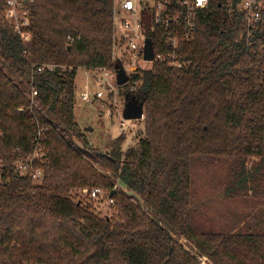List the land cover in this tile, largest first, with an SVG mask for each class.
<instances>
[{
    "label": "trees",
    "instance_id": "16d2710c",
    "mask_svg": "<svg viewBox=\"0 0 264 264\" xmlns=\"http://www.w3.org/2000/svg\"><path fill=\"white\" fill-rule=\"evenodd\" d=\"M114 1L35 0L30 25L16 34L0 0V264H200L175 236L213 264H264V230L200 231L192 214V175L205 161L223 168L226 197L264 200V23L249 33L242 13L211 0L178 51L190 66L156 61L131 76L139 85L126 96L144 101L138 143L123 150L121 135L100 152L76 121V77L79 68L118 70L111 64ZM149 37L156 53L171 50L161 30ZM41 63L67 69L39 73ZM11 72L38 89L40 108L28 109ZM39 124L48 137L42 182L13 165L33 149ZM93 187L117 190L112 215L72 197Z\"/></svg>",
    "mask_w": 264,
    "mask_h": 264
},
{
    "label": "built area",
    "instance_id": "2783aa9c",
    "mask_svg": "<svg viewBox=\"0 0 264 264\" xmlns=\"http://www.w3.org/2000/svg\"><path fill=\"white\" fill-rule=\"evenodd\" d=\"M5 8L3 10V19L16 34H22L24 28L30 25L32 21L31 5L35 0H3ZM235 10L243 14L246 20L249 33L264 23V0H225ZM211 0H115L114 1V27L112 36V63L118 67H123L128 75V80L122 85H118L124 94H133L137 91L139 82L132 81L131 76L141 74L144 70L152 67L153 63L163 62L169 67L182 69L190 66L192 61L185 59L179 54L181 46L189 41L195 30V17L199 10L205 9ZM163 32V44L170 51L166 53H156L152 60L145 58L146 42L149 33ZM70 42L74 39L68 36ZM154 48V44L152 41ZM145 64H151L150 67ZM39 73L56 72L60 69H67L66 66H59L55 63H41L35 66ZM85 69V68H84ZM93 72L97 77L101 76L104 81L101 87H106V91L99 90L95 94V99L88 90L80 93V99L85 103H90L96 99L105 97V94L114 95L116 88L109 82V78L118 75V70L110 66H102L94 69H86ZM30 107L28 109H38L41 107L39 100V91L31 86L29 89ZM115 96V95H114ZM117 97V96H116ZM115 97V98H116ZM22 111L26 108L21 107ZM118 114L123 116V111L118 110ZM106 115L112 117L111 110L106 111ZM144 119V118H143ZM126 119L120 121L121 133L126 132ZM43 126L39 124V131L36 135L34 147L27 154H19L13 165L15 171L20 175L31 174L36 182L44 180V170L41 164L44 163L48 153L47 135L44 133ZM18 151V150H15ZM5 164L0 157V174L3 172ZM84 192L91 199H101L107 197L110 204H114L107 190L101 187L85 189Z\"/></svg>",
    "mask_w": 264,
    "mask_h": 264
},
{
    "label": "rangeland",
    "instance_id": "374dc122",
    "mask_svg": "<svg viewBox=\"0 0 264 264\" xmlns=\"http://www.w3.org/2000/svg\"><path fill=\"white\" fill-rule=\"evenodd\" d=\"M1 62V61H0ZM150 67L151 64H145ZM11 77L20 87L29 95V89L19 81L18 77L11 72ZM104 79L96 76L93 72L84 68H79L76 77V108L75 116L78 126L85 134L90 148L97 149L100 152L111 150L112 141L119 136H125L123 150L135 146L138 140L144 134V120H127L126 132L121 133L120 121L126 104V94L119 89L118 80L114 75L109 78V82L116 88L115 96L105 94V97L96 99L90 103H85L80 99V93L88 90L95 99V94L99 90L106 91V87H101ZM117 96V97H116ZM116 97V98H115ZM111 110L112 117L106 115V111ZM67 138L72 139L75 146L90 158L94 164L101 168L100 162L86 151L79 140L65 134ZM205 164H199L194 167L192 175V194H193V217L199 222L198 230L213 229L224 232H236L246 225L255 226L259 231L264 230V200L256 198L231 199L224 194L225 175L223 168L215 162L205 161ZM119 187L125 186L119 183ZM88 189V188H85ZM85 189H76L72 193L75 200L81 199L101 216L112 215L113 209L107 197L95 200L91 199L84 192ZM127 191V190H126ZM133 197L132 192L127 191ZM135 198V197H134ZM182 246L193 254L200 264H213L208 256L201 254L196 247L188 242L185 237L175 236Z\"/></svg>",
    "mask_w": 264,
    "mask_h": 264
},
{
    "label": "water",
    "instance_id": "95a60500",
    "mask_svg": "<svg viewBox=\"0 0 264 264\" xmlns=\"http://www.w3.org/2000/svg\"><path fill=\"white\" fill-rule=\"evenodd\" d=\"M154 57V48L152 45V41L147 39L146 42V51H145V58L147 60H152ZM118 75L117 80L118 84L122 85L127 82L128 75L125 73L123 67L118 68ZM123 117L126 120H142L144 115V101H141L134 95L126 96V104L123 110ZM117 193V190H113L110 192V196Z\"/></svg>",
    "mask_w": 264,
    "mask_h": 264
}]
</instances>
